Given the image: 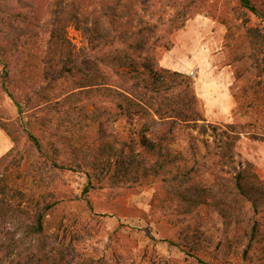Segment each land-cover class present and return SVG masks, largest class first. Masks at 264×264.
Listing matches in <instances>:
<instances>
[{"label": "rangeland", "instance_id": "374dc122", "mask_svg": "<svg viewBox=\"0 0 264 264\" xmlns=\"http://www.w3.org/2000/svg\"><path fill=\"white\" fill-rule=\"evenodd\" d=\"M57 1L0 0L1 6L8 7L0 9L6 21L13 19L22 26V19L32 23L37 17L38 24L28 35L15 32L9 39L0 35V45L12 47L4 51L6 55L1 54V59L8 60L5 71L17 81V84H8V89L18 99L26 100L27 93L38 99L42 93L47 95L44 101L49 106L65 111L70 101L65 102L63 98L71 90L72 77L62 78L58 83L53 79L61 75L68 52L83 58L92 51L73 24L57 22V17L69 19L68 9L61 13ZM253 1L264 9V0ZM241 9L240 0H198L191 19L171 37V48L157 51L161 67L183 73L192 81L197 108L206 120L200 126L208 130L206 134L189 127L178 131L176 141L170 144V152L172 158L180 157L179 167L149 178L143 186H114L111 177L115 168L108 162L114 160L111 152L102 153L100 149L98 123L82 116L84 127L76 137L68 129L67 134L76 148L66 149L67 156L62 153L60 160L66 163L76 157L87 166L83 171L57 172V180L50 190L55 193L58 204L47 220L46 233L59 245L74 247L77 262L81 259L87 264H202L199 259H203L213 264H264V208L255 214L250 206L240 203L237 210H229L225 205L219 211L211 199L191 208L180 194L183 191L177 195L168 188V179L178 171L185 172L195 160L199 172L193 173L191 182L184 188L194 186L209 192L217 189V175L225 183L237 170L250 165L264 181V141L254 138L255 135L264 137V80L260 82L251 59L246 29L238 16ZM248 17L251 25L264 29V21L252 14ZM60 25H66L70 42L65 47L50 35ZM3 68L0 64V69ZM191 71L196 72L195 77L189 76ZM79 103V107L85 106L88 100ZM85 111L91 113L93 108L87 107ZM37 113L20 115L14 101L0 90L1 119L13 122L11 125L18 132L22 123L30 121L31 132L44 139L38 120L41 114ZM64 115L68 117L67 113ZM142 124L140 120L111 124L112 136L108 141H113L115 151L123 147L141 150ZM231 124L239 125L243 134L234 149L235 164L226 166L220 163L218 153L225 146L223 131ZM213 127L219 129L215 131ZM26 141L23 133L22 144ZM13 147V141L0 127V158ZM235 166L237 170L233 169ZM88 174L92 176L91 185ZM249 219L259 222L261 234L244 257ZM21 245V250L29 246L25 241ZM2 257L0 254V264H4Z\"/></svg>", "mask_w": 264, "mask_h": 264}, {"label": "trees", "instance_id": "16d2710c", "mask_svg": "<svg viewBox=\"0 0 264 264\" xmlns=\"http://www.w3.org/2000/svg\"><path fill=\"white\" fill-rule=\"evenodd\" d=\"M57 3L60 12L68 9L69 15V19L57 17V22L73 24L92 51L83 58L73 51L68 52L61 75L53 79L58 83L62 78L72 77L71 90L63 98L65 102L70 101L65 111L49 106V102L44 101L47 95L42 93L38 99L25 93L26 100L21 101L8 89V84H14L15 77L5 71L8 60L1 59V54L6 55L4 51L12 47L0 45V64L4 65L3 70L0 69V90L14 101L20 115L32 111L41 114L38 120L44 135L41 139L31 132L30 121L22 123L18 132V128L11 125L13 122L0 117L1 129L14 143V147L0 158V254L4 264H87L81 259L77 262L74 247L61 246L46 233L47 220L58 204L55 193L50 190L57 180V172L83 171L87 166L85 161L76 157L66 163L60 160L62 153L67 156L66 149L76 148L67 133L70 131L76 137L83 130L82 116L100 126V149L102 153L111 152L114 160L108 161L115 168L111 177L114 186H143L149 178H157L171 172L174 166L179 167L181 159L172 158L170 144L176 141L180 129L189 127L208 133L206 126H200L206 120L197 108L192 81L183 73L161 67L157 56L159 49L171 48V37L191 19L198 0H59ZM65 3L67 5L63 6ZM240 3L243 10L238 16L246 29L251 59L262 82L264 29L251 25L248 16L252 14L264 21V9L253 0H240ZM0 9L8 7L0 5ZM36 20L37 17L30 23L24 18V25L20 26L13 19L6 21L0 10V35L9 39L15 32L31 34L38 28ZM50 35L63 47L70 43L66 37V25L52 29ZM85 99L87 105L79 107V102ZM87 107L93 111L87 113ZM121 120L143 122L141 150L123 147L115 151L113 141H108L112 136L109 126ZM213 129L217 131L219 128ZM23 133L27 141L22 144ZM242 134L239 125L226 126L224 150L218 153L220 163L226 166L235 164L234 149ZM254 138L264 141L263 136L255 135ZM190 166L185 172L172 175L168 179V188L172 194L183 191L180 194L191 208L211 199L219 211L225 205L229 210H237L240 203L250 206L255 214L263 210L264 181L252 165L243 170L233 167L237 172L225 183L222 176L217 175V189L209 192L194 186L184 188L191 182L193 173L199 172L196 160ZM91 177L88 174L90 185ZM185 207L188 213L191 212L189 204L186 203ZM8 226L15 228L9 229ZM249 228L244 257L261 234L258 221L249 219ZM24 241L29 246L22 251ZM199 260L202 264H213Z\"/></svg>", "mask_w": 264, "mask_h": 264}, {"label": "built area", "instance_id": "2783aa9c", "mask_svg": "<svg viewBox=\"0 0 264 264\" xmlns=\"http://www.w3.org/2000/svg\"><path fill=\"white\" fill-rule=\"evenodd\" d=\"M195 74H196L195 71H191V72L189 73V76H190V77H195Z\"/></svg>", "mask_w": 264, "mask_h": 264}, {"label": "crops", "instance_id": "0c3cea01", "mask_svg": "<svg viewBox=\"0 0 264 264\" xmlns=\"http://www.w3.org/2000/svg\"><path fill=\"white\" fill-rule=\"evenodd\" d=\"M172 52H169L168 55H171ZM167 64H168V68H171L170 67V63L167 61Z\"/></svg>", "mask_w": 264, "mask_h": 264}]
</instances>
